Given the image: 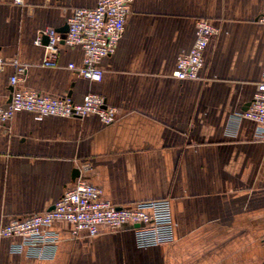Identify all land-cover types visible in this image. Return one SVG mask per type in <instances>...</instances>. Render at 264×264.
<instances>
[{"label":"crops","instance_id":"0c3cea01","mask_svg":"<svg viewBox=\"0 0 264 264\" xmlns=\"http://www.w3.org/2000/svg\"><path fill=\"white\" fill-rule=\"evenodd\" d=\"M96 2L0 0V56L26 67L21 87L75 102L96 93L118 110L110 125L96 114L37 120L18 111L1 126L0 227L50 210L82 178L117 206L169 199L175 242L140 248L129 228L74 238L59 222L50 229L58 240L42 248L16 250L19 238H0V264H263L264 138L237 114L264 75V0H134L116 50L100 63L102 80L68 67L82 64L79 47L62 45L57 66H43L39 30H60L67 10ZM201 18L221 32L199 78L181 80L177 57ZM15 73L11 63L0 71V106Z\"/></svg>","mask_w":264,"mask_h":264},{"label":"built area","instance_id":"2783aa9c","mask_svg":"<svg viewBox=\"0 0 264 264\" xmlns=\"http://www.w3.org/2000/svg\"><path fill=\"white\" fill-rule=\"evenodd\" d=\"M134 0H97L93 7H73L68 11V32L65 36L53 27L39 30L36 45L45 47L42 65L57 66L60 47H79L84 52L81 65L70 63L69 68L78 76L100 81L104 71L100 63L111 55L125 31L128 15ZM23 5L24 0H15ZM264 24V15L259 18ZM221 30L210 19L201 18L196 22L195 40L187 52L177 57L173 76L181 80L198 79L204 64V52L211 40ZM48 43H44V37ZM11 63L16 73L10 78L13 87L6 106H0V127L11 121L18 111H28L37 120L46 116L61 118L84 117L96 114L105 125L117 119V108L107 104L106 99L96 93H88L81 102H75L68 95L51 96L37 90L20 86L21 76L26 67L18 58L5 59L0 56V71ZM240 119H250L257 124V136L264 138V75L257 85V91L247 110L237 114ZM89 164L83 166L84 170ZM102 189L80 178L68 188L50 210L31 213L13 219L0 227V238H19L15 249L42 248L56 242L50 237V229L59 222L68 226L74 238L95 236L104 230L134 232L137 246L148 248L170 245L175 242V224L169 199L141 201L117 206L102 198ZM264 264V263H263Z\"/></svg>","mask_w":264,"mask_h":264},{"label":"water","instance_id":"95a60500","mask_svg":"<svg viewBox=\"0 0 264 264\" xmlns=\"http://www.w3.org/2000/svg\"><path fill=\"white\" fill-rule=\"evenodd\" d=\"M58 31H59L60 33H62L63 36H65V34L68 32V24L66 23V24L64 25V27L61 28V29L58 30ZM44 43H45V44L48 43V37H47V36L44 37ZM249 105H250V103H248V106H247L246 109H248ZM79 174H80L79 169H76L75 172H74V176H73L74 179H76V178L79 176Z\"/></svg>","mask_w":264,"mask_h":264}]
</instances>
